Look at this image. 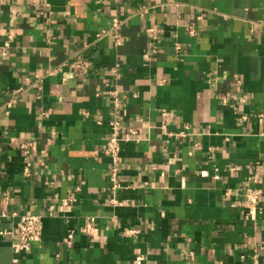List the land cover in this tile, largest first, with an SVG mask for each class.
Listing matches in <instances>:
<instances>
[{"label": "crops", "instance_id": "0c3cea01", "mask_svg": "<svg viewBox=\"0 0 264 264\" xmlns=\"http://www.w3.org/2000/svg\"><path fill=\"white\" fill-rule=\"evenodd\" d=\"M115 117L140 139L112 177ZM11 212L42 239L0 234V264H264V0H0V231Z\"/></svg>", "mask_w": 264, "mask_h": 264}, {"label": "built area", "instance_id": "2783aa9c", "mask_svg": "<svg viewBox=\"0 0 264 264\" xmlns=\"http://www.w3.org/2000/svg\"><path fill=\"white\" fill-rule=\"evenodd\" d=\"M122 25V20L119 18H113L111 22V27L109 29L110 32H114L116 35L117 31L119 30L120 26ZM152 31V30H150ZM149 31V32H150ZM106 33V32H104ZM12 39V35L9 34L7 40L3 43L1 47V54L5 56L9 50V44ZM88 61L85 58H81L77 62V66L80 68V70H85L88 66ZM86 71V70H85ZM24 88L20 87L15 90L14 95L12 98L7 101L4 105V107H9L11 104L15 101H17L18 96L20 93H22ZM116 105L118 104V99H115ZM259 118L261 119L263 117V114L259 113ZM129 139H135L139 140V136L137 135V132L133 129H129L122 133V129L120 126V119L118 117L113 118L110 121V133L109 138L107 141V144L104 148V153L108 156V158L111 161V176L113 177L117 170H118V163L120 159V150H121V144L122 142L129 140ZM30 168H31V162L25 160L23 165V174L25 176H29L30 174ZM114 188V187H113ZM260 190H252L251 188H247L244 192L245 200L247 204L250 206L248 207V214L253 217L255 213L257 212V200L261 196ZM4 198L8 200V195L5 194ZM5 216L7 214H4ZM15 217L16 220L11 228L5 229L0 231L1 235L10 234L12 236L11 238V248L15 255H19L22 252H26L31 248V244L39 241L42 235V217L39 215L34 214H17V212H11L8 214V216ZM92 228V224L87 223L84 229L86 231H89ZM140 232V229L138 228H127L124 230V233L126 235H136ZM69 238H71V234L68 235ZM258 249H256L255 254L253 255L251 264H260L259 255H258ZM18 258L15 257L14 261H16Z\"/></svg>", "mask_w": 264, "mask_h": 264}]
</instances>
